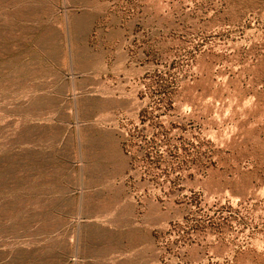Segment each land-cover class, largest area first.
I'll return each instance as SVG.
<instances>
[{"label":"rangeland","instance_id":"1","mask_svg":"<svg viewBox=\"0 0 264 264\" xmlns=\"http://www.w3.org/2000/svg\"><path fill=\"white\" fill-rule=\"evenodd\" d=\"M0 264H264V0H0Z\"/></svg>","mask_w":264,"mask_h":264}]
</instances>
